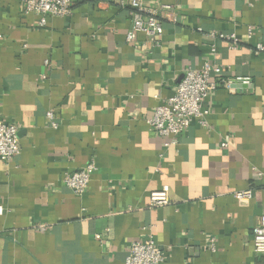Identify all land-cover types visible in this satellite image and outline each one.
Segmentation results:
<instances>
[{"label": "crops", "instance_id": "crops-1", "mask_svg": "<svg viewBox=\"0 0 264 264\" xmlns=\"http://www.w3.org/2000/svg\"><path fill=\"white\" fill-rule=\"evenodd\" d=\"M26 1L0 0V119L20 140L0 159V264H126L147 236L163 264H264V0H141L161 13L159 46L127 41L128 0H73L45 25ZM205 61L243 86L209 94L206 125L158 135L148 119ZM92 161L75 194L66 174ZM164 186L170 203L151 207Z\"/></svg>", "mask_w": 264, "mask_h": 264}, {"label": "built area", "instance_id": "built-area-1", "mask_svg": "<svg viewBox=\"0 0 264 264\" xmlns=\"http://www.w3.org/2000/svg\"><path fill=\"white\" fill-rule=\"evenodd\" d=\"M133 8V24L127 34L128 42H135L140 33H143L155 45H160L164 34L159 10L146 8L141 0H128ZM73 0H27V12H34L42 17L41 24H46L48 16L64 17L71 13ZM169 6L162 7L169 9ZM215 37V34L211 35ZM258 52L264 47L259 44ZM213 51H215L213 47ZM221 68L205 61L196 68H189L182 81L175 88L174 94L167 102L158 106L152 118L148 119L150 128L162 137L176 138L188 128L194 119L202 125L207 124L208 109L205 102L209 94L224 86L231 87L232 79L221 78ZM48 116L53 121V113ZM20 153L19 128L17 125L0 119V159L4 162L11 161ZM96 164L92 161L80 170L67 173L65 184L75 194L82 195L88 189ZM260 176L261 173H258ZM240 200L251 199L252 190L238 192ZM170 203L169 187L164 186L150 195V206L159 207ZM3 210L0 205V212ZM253 247L257 254L264 255V211L258 223L253 227ZM98 238L100 236L98 235ZM165 253L153 236L131 243L126 264H163Z\"/></svg>", "mask_w": 264, "mask_h": 264}, {"label": "water", "instance_id": "water-1", "mask_svg": "<svg viewBox=\"0 0 264 264\" xmlns=\"http://www.w3.org/2000/svg\"><path fill=\"white\" fill-rule=\"evenodd\" d=\"M235 86H243V82L242 81H238V80H235L232 84H231V87H235Z\"/></svg>", "mask_w": 264, "mask_h": 264}]
</instances>
